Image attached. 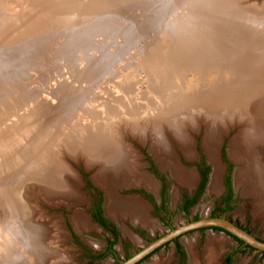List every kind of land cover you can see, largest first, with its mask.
Returning a JSON list of instances; mask_svg holds the SVG:
<instances>
[{
  "label": "rangeland",
  "instance_id": "374dc122",
  "mask_svg": "<svg viewBox=\"0 0 264 264\" xmlns=\"http://www.w3.org/2000/svg\"><path fill=\"white\" fill-rule=\"evenodd\" d=\"M75 1L0 0V60L5 57L0 62V72L5 73L2 75L4 78L2 83L0 82V146L4 145L9 137L15 136L30 125L25 119L35 110L42 111L39 114L42 119L34 120L37 122L54 115L68 116L66 115L68 110L74 108L79 102L81 107L78 108V118L90 109L100 110L109 103H116L125 98L126 101L137 102L145 92L156 93L152 88H148L145 82L138 84L136 89L131 87L120 93L118 81L126 75L127 77L135 76L143 81L153 71L155 67L153 62L161 58V53L159 51L156 53L153 47L148 51L143 47L146 42L149 43L150 39L155 38L157 31H161L170 24L174 14L171 9L161 10L157 18L153 17L156 23L152 25L153 19L148 17L151 9L143 6L144 0H83L80 9L88 8L93 16L84 15L81 18L72 19L74 12L70 5ZM249 1L260 4L264 0H235V10L254 16L264 14L254 7L259 5L248 3ZM199 3L205 5L208 0L199 1ZM216 5L218 9L216 13L220 17L225 19L235 17L231 16L232 12L235 13L231 4ZM250 9L258 14L249 12ZM86 45H89L88 50L84 49ZM100 46L108 47L109 53L103 54ZM151 53L153 54L150 55ZM164 69L165 66H163ZM209 73L199 75L198 78L204 75L207 77ZM176 74L175 77L180 78V73ZM187 76L192 78L193 75ZM222 79L220 78L217 83L228 80L225 77ZM220 88L219 92L225 90ZM167 90L162 88L155 91L167 92ZM263 96L264 92L259 99ZM194 105L189 104L183 109H193ZM220 107L222 106L218 108ZM94 110H92L93 117H98V113ZM230 111L238 112L237 109H230ZM47 113H49L48 116ZM204 113L196 114L194 121L198 126L188 133L194 153L185 154L178 145L174 149L175 160L180 166L197 171L198 177L194 171L197 182L193 187L180 184L170 170L163 169L156 152L152 150L153 140L149 139L151 136L148 132L149 126L143 127V132H135L136 136H132L126 129V131H119L126 138L125 140L130 142L129 148L133 147L139 154L141 151L143 170L158 180V183L155 182L159 188L157 192L147 191L149 193L147 195L142 190L145 187L141 185H139L140 188L130 189L125 186L120 189L119 194L123 197L138 196L143 200L139 195H130L139 193L146 198L152 204L151 215L159 221L154 228L148 229L142 225H135L132 221L136 222L131 217L127 218L132 221L122 217L119 221L110 216L112 214L106 210V192L102 185L94 180L95 170L87 166L85 155L78 153L77 157H73L74 155L70 156L67 152L69 140L64 133L68 130L65 127L54 129L47 139L50 140L53 156L54 152H58V159L65 162L76 174L75 178L69 181L77 187L81 195L80 202L74 204L63 200L50 202L51 200L40 194L37 184L31 183V173H33L31 171L38 169L46 176L54 166L55 159L54 161L53 158L51 159L53 162L51 160L46 162L41 153L40 156L19 164L20 166L8 169L0 176V218H5H3L5 220L3 225L6 227L4 235L13 236L12 230L16 226L34 227L33 222L38 220L42 226L50 227V231L47 232L55 239L54 242L61 256L65 257V260L63 259L65 262L60 264H117L120 259L129 258L171 228L209 216H225L255 237L264 240L263 212L255 213L252 198L244 196L236 182L239 164L234 158L232 159L229 151L230 143L238 130L236 126L227 130L218 142V154L223 164V189L219 193L208 191L214 164L204 146L206 123L198 120ZM144 115L145 113H141L134 117L125 112L114 113L107 122L109 135L111 134L109 123H114L126 116L136 121L138 119V123L145 119ZM192 115L195 116V112ZM189 123L192 127L194 122ZM3 127L12 130L3 136ZM185 127L188 129L187 126ZM141 136L146 138L144 142L140 139ZM96 164L98 168H101V163ZM203 174L206 175V182L202 191L197 193L194 203L186 207L199 189ZM14 180L16 182L20 180V184L24 182L23 184L26 185L27 206L29 205L34 211L32 217L29 215L24 220L20 219V215L15 221L7 217L10 215V208L6 204L7 195L13 188V183H16ZM228 183L232 190L231 195L227 194ZM71 204L73 205L69 207ZM77 214H80V217ZM83 214L87 215L89 222H79V218L84 217ZM102 215L105 217L104 226L98 222V218H102ZM3 225L0 227V237L3 236ZM130 227L141 239L135 238ZM210 235L220 239L218 241L220 243L214 249L213 263H210L207 254ZM187 239H195L194 248L200 260L199 264H264V251L244 244L222 229L212 227L190 231L179 239L159 247L136 264H192V256L185 242ZM35 261L33 260V263Z\"/></svg>",
  "mask_w": 264,
  "mask_h": 264
},
{
  "label": "bare ground",
  "instance_id": "6f19581e",
  "mask_svg": "<svg viewBox=\"0 0 264 264\" xmlns=\"http://www.w3.org/2000/svg\"><path fill=\"white\" fill-rule=\"evenodd\" d=\"M199 1L207 0L143 1V6L151 9L148 17L153 19L152 25L156 23L153 17L157 18L161 10L171 9L174 14L170 24L157 31L155 38L150 39L143 47L146 51L153 47L156 53H161V58L153 62V71L143 81L135 76L119 77V90L121 93L131 87L136 89L138 84L145 82L155 94L145 92L137 102L126 101L125 98L116 103H109L100 110H87L78 118V108L81 107L79 102L68 110V116L54 115L36 122L34 120L42 119L39 117L42 111H33L32 115L25 119L30 125L18 134L14 132L16 135L9 137L4 145L0 146V176L8 169L20 166L19 164L42 153L46 162L55 159L54 166L46 176L38 169L31 171V183H36L40 194L46 196L50 202L63 200L73 204L79 203L81 195L77 187L69 181L75 178L76 174L65 162L58 159V152H54L53 156L50 140L47 139L54 129L67 127L68 130L64 131L69 140L67 152L70 156L74 155L73 157H77L78 153L85 155V163L95 170L94 180L106 191V209L111 216L119 221L121 217H131L135 222L153 228L156 221L150 215L149 205L138 196L123 197L119 194L122 187L130 185H145L149 189H156L155 180L143 170L140 154L133 147L129 148L130 142H127L119 131L127 130L132 136H136L135 132H143V127L149 126V139L153 140L152 150L156 152L164 169L170 170L180 184L193 187L197 182L195 170L180 166L175 160L174 149L178 145L185 154L194 153L188 133L197 128L198 124L194 120L198 113L205 112L198 120L206 123L204 146L214 164L208 191L219 193L222 189L223 164L218 154V142L227 130L236 126L238 130L229 149L230 156L239 164L236 182L244 196L252 198L255 213L263 212L264 215V96L259 99L264 92V14L254 16L246 14L247 12L241 13L235 10V0H208L205 5ZM81 3L83 0H76L70 5L74 12L72 19L84 15L93 16L88 8L80 9ZM219 3L231 4L235 13H230L235 17H220L216 13V4ZM252 4L259 5L261 8L254 7L259 12H264V1ZM251 11L258 14L250 9L249 12ZM100 47L103 54L109 53L108 47ZM88 48L89 45L84 47L85 50ZM176 73H180V78L175 77ZM204 73H209V76L204 75L199 79V75ZM4 74L0 72L1 83ZM189 74L193 75L192 78L187 76ZM222 77L228 80L217 83ZM220 87L225 90L219 92ZM231 87L235 89H229ZM162 88L168 89L167 92L155 91ZM189 104H195L194 108L183 109ZM219 106L222 107L218 108ZM230 109H237L238 112L233 113ZM92 110L98 113V117H93ZM193 110L195 116L192 115ZM120 112L134 117L145 113V119L142 118L138 123V119L136 121L127 116L118 119L109 123V135L107 122L114 113ZM185 122L194 123L191 127V123ZM2 130V135L5 136L12 129L3 127ZM140 139L143 142L146 140L144 136ZM96 163H101V168H98ZM23 183L20 184V180L13 183V188L7 195L6 204L10 208V215L7 217H11L13 221L17 220L19 215L23 220L29 215H34L31 207L27 206L26 185ZM77 216L80 217V214ZM83 216L79 218V222H89L87 215ZM3 218H0V227L5 224ZM33 223L34 227L30 228L16 226L12 230L13 236L4 235L6 227L3 225V236L0 237V264H32L33 260H36L33 264L65 262V257L61 256L57 249L55 239L49 236L50 227L42 226L38 220ZM194 240L187 239L185 242L192 256V264H199ZM218 241L220 239L212 235L208 238L207 254L210 263L215 261L214 249L220 243Z\"/></svg>",
  "mask_w": 264,
  "mask_h": 264
},
{
  "label": "water",
  "instance_id": "95a60500",
  "mask_svg": "<svg viewBox=\"0 0 264 264\" xmlns=\"http://www.w3.org/2000/svg\"><path fill=\"white\" fill-rule=\"evenodd\" d=\"M139 185L128 186L130 188H140ZM206 227H218L228 232L234 237L241 240L244 244L249 245L255 249L264 251V240L255 237L243 227L239 226L235 222L231 221L225 216H209L202 217L197 220L187 221L184 224L177 225L171 228L166 233L155 238L150 243L142 247L139 251L131 255L129 258L120 259L117 264H136L143 258L154 252L159 247L165 245L168 242L173 241L177 237H180L190 231H195Z\"/></svg>",
  "mask_w": 264,
  "mask_h": 264
},
{
  "label": "flooded vegetation",
  "instance_id": "af4514ba",
  "mask_svg": "<svg viewBox=\"0 0 264 264\" xmlns=\"http://www.w3.org/2000/svg\"><path fill=\"white\" fill-rule=\"evenodd\" d=\"M230 149V148H229ZM140 151V150H139ZM140 155L141 156H143L142 155V153H141V151H140ZM233 159V158H232ZM164 169V168H163ZM147 174H149V175H151L149 172H147V171H145ZM196 173H197V171H195ZM223 172V171H222ZM154 179H155V181L158 183V180L153 176V175H151ZM197 177H198V173H197ZM93 178V177H92ZM212 178V177H211ZM176 180V179H175ZM222 181V180H221ZM206 182V175L205 174H203V177H202V181H201V185H200V187H199V189L196 191V193H195V195L192 197V199H190V201L186 204V207H189L190 205H192V203H194V198H196V196H197V193H200L201 191H202V187H203V185H204V183ZM211 182V181H210ZM156 183V189H149V188H147L146 186H144V185H141V186H143V187H145V189H142L143 190V192L145 193V194H149L147 191H151V192H157V191H159V188H158V184ZM231 183V182H230ZM209 185H210V183H209ZM100 186V185H99ZM131 186V185H130ZM227 194H229V195H231L232 194V190L230 189V184L228 183L227 185ZM208 188H209V186H208ZM122 189V188H121ZM222 189H223V184H222ZM222 189H221V191H222ZM105 190V189H104ZM137 190H139V189H137ZM141 190V189H140ZM220 191V192H221ZM106 192V191H105ZM120 192H121V190H120ZM122 194V193H121ZM123 195V194H122ZM130 195H139L140 197H142V199H143V201L144 202H146L148 205H149V208H150V215H151V208H152V204L149 202V201H147V199L146 198H144L141 194H139V193H133V194H130ZM156 203H157V199H156ZM107 210V209H106ZM109 215V214H108ZM103 217L102 218H98V222L101 224V225H105V217H104V215H102ZM111 216V215H110ZM151 217L152 218H154L152 215H151ZM127 219H129V220H131L130 218H127ZM155 219V218H154ZM91 220V219H90ZM72 221V220H71ZM132 221V220H131ZM155 221H156V224L157 223H159V221L157 220V219H155ZM92 223L94 224V225H96L97 226V224H95L93 221H92ZM132 223L133 224H138V225H142V226H144V227H146V228H148L149 229V227L148 226H146V225H144L143 223H141V222H136V223H134L133 221H132ZM74 224V223H73ZM74 226H75V224H74ZM76 227V226H75ZM155 227V226H154ZM153 227V228H154ZM212 228H215V229H221V228H218V227H212ZM122 229H123V227H122ZM203 229V228H202ZM123 231H124V229H123ZM130 231L132 232V233H134L135 235V238H139V239H141V237L133 230V228H131L130 227ZM131 238H132V236H130ZM180 237H177L176 239H174V240H177V239H179ZM85 239V238H84ZM134 239V238H133ZM135 240V239H134ZM136 241V240H135ZM167 244V243H166ZM147 257V256H146ZM144 259V258H143ZM140 262V261H139ZM138 262V263H139Z\"/></svg>",
  "mask_w": 264,
  "mask_h": 264
}]
</instances>
